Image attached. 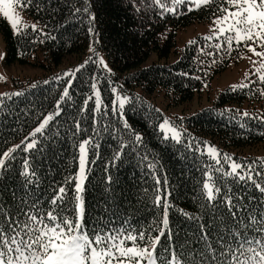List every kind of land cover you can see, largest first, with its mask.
Masks as SVG:
<instances>
[{
  "label": "trees",
  "instance_id": "16d2710c",
  "mask_svg": "<svg viewBox=\"0 0 264 264\" xmlns=\"http://www.w3.org/2000/svg\"><path fill=\"white\" fill-rule=\"evenodd\" d=\"M237 2L208 0L195 7L188 0H110L102 5L99 19L92 24L90 17L75 13L76 8H83L81 0H34L33 7L22 8L36 26L20 28L19 32L12 27L10 31L9 23L0 17L6 62L31 65L39 71L15 90L0 95V158L9 150L16 157L11 170L6 169L0 180V200L17 206L10 192L18 198L23 191L24 177L18 172L23 170L21 161L25 156L41 176L40 187L47 200L51 189L63 184L66 177L75 176L78 144L89 136L100 147L88 146L83 219L86 229L91 232L94 226L110 221L118 227L128 219L134 228L145 231L146 239L155 236L159 234L157 223L163 219L162 205L157 215L154 203L155 196L160 195L162 201L167 199L172 205L166 230L172 237L169 240L162 236L158 242L160 259L165 258L163 250L173 242L183 247V252L173 253L178 261L181 255H190L194 243L202 246L201 224L203 231H211L212 235H216L217 227L220 231L226 228V201L207 200L203 191L205 171L211 173L210 182L221 187L220 195L231 189L228 194L233 197L244 192L254 201L264 200L247 181L245 189L239 187V182L234 183V177H224L217 171V167L228 170L231 161H225L223 155L227 153L232 161L250 163L260 173L253 171V179L264 187V74H252L245 85L221 90L209 106L173 116L172 125L182 132L179 144L169 140L161 147L164 142L158 131L165 119L158 98L166 102V108L192 101L206 83L239 60L248 48L247 42H237L227 33L197 36L178 50V31L209 21ZM0 16L6 18L1 12ZM90 24L93 34L86 31ZM41 40L47 41L37 42ZM99 88L102 99L109 104V115L102 119L97 114V136L92 131L94 97L83 113L79 109L93 94L99 103ZM125 104L130 129H125L119 115L110 111L111 106L119 110ZM43 120L47 123L40 128ZM77 121L83 130L79 133ZM105 127L107 132L103 131ZM130 132L142 134L137 150L148 157L146 161L129 148L135 139ZM32 139L37 140V146L25 153ZM206 144L218 149L219 166L207 155ZM116 151L121 152L118 160L113 159ZM148 163L156 164L159 186ZM67 186L71 190L74 183ZM176 208L189 212L190 218L176 212ZM65 215L74 218L71 204ZM159 227L163 228L162 223Z\"/></svg>",
  "mask_w": 264,
  "mask_h": 264
},
{
  "label": "snow or ice",
  "instance_id": "6c2138e0",
  "mask_svg": "<svg viewBox=\"0 0 264 264\" xmlns=\"http://www.w3.org/2000/svg\"><path fill=\"white\" fill-rule=\"evenodd\" d=\"M19 3L21 7L26 6L25 10H27L33 7L34 0H19ZM81 3L83 8H76L75 13L90 17L94 24L99 19L102 5L110 3V0H81ZM0 17L8 24L6 18ZM8 26L11 31V25L8 24ZM86 31L93 34L94 28L91 24L88 25ZM44 35H47L49 40L55 41L56 39L46 33ZM46 41L37 42L45 43ZM96 91L99 92V103L96 102L95 94L87 96L83 100L85 107L80 108L79 111L83 113L94 97L91 108L92 131L99 136L95 127L97 114H100L102 119L106 118L109 115V104L102 99V90L99 88ZM59 104L60 101L57 105ZM125 106L126 104L122 105L119 110L111 106L110 111L113 115H119L120 120L124 122L125 129H130L131 126L124 115ZM75 127L77 133L83 131L79 121ZM240 127L243 128L244 125L240 124ZM103 131L107 132L108 129L105 127ZM158 131L162 134L164 142L161 147L166 146L169 140L177 144L181 142L182 132L176 129L171 122L165 127L158 125ZM130 135H134L135 139L128 145L129 148L142 161H146L148 157L141 156L137 150L142 141V134L130 132ZM90 144H93L91 136L79 142L78 171L74 177H66L59 187L51 189L49 186L51 194L47 200L41 191V176L34 167H30L27 156L21 161L23 170L19 171L18 175L24 177L23 191L18 198L14 191L10 192L12 202L17 206L13 208L8 200H0V264H158V261L159 264H264V200L254 201L252 197H246L244 192H239L233 197L228 194L231 189H228L224 195H220L221 187L210 182L211 173L208 171L204 172V176L207 177L203 181L204 195L208 201H226L228 214V219L224 221L226 228L224 231H220L217 227L216 235H212L211 231H203V224L199 225L202 246L200 242L194 243L192 249H189L190 255H181L179 261L173 253L183 252V247L176 245L175 242L163 250L165 258L160 259L158 242L161 241L162 236L169 240L172 237V234L166 231L170 226L169 217L172 205L167 199L162 201L160 195H156L154 201L157 205V215L160 214L162 205L163 219L157 223L156 228L159 234L146 239L145 231L134 228L128 219L122 220L118 227L110 221L103 226H94L89 232L83 219L85 182L88 179V146ZM36 146L37 140L32 139L24 148V152L27 153ZM93 147L99 149L100 144L95 143ZM188 147L191 150V143L188 144ZM196 151L199 152L200 149L196 148ZM206 151L207 155L219 166L221 161L218 149L206 144ZM223 155L225 161L231 162L227 164L228 170L217 167V171L221 172L224 177H234V183L239 182V187L245 189L247 185L244 182L247 181L259 191L261 196H264V187L253 179V171L256 170L251 168V164L237 163L232 161L227 153ZM120 156L121 152L116 151L113 159L118 160ZM15 160L13 151L3 152V158H0V180L4 179L6 169L11 170L10 166ZM94 162L92 161V163ZM147 168L152 170L151 175L155 179L156 185L159 186L160 179L154 171L156 164L148 163ZM256 174L260 175L258 171ZM107 180L111 181L112 177L108 176ZM69 182L74 183L71 190L67 186ZM167 183L165 177L164 184L167 185ZM245 200H248L249 203H244ZM69 204L73 206L74 218L65 215ZM217 210L219 211V209ZM176 212L185 218H190V213L182 208H176ZM159 223H162L163 228L159 227ZM151 241H155V243L150 244Z\"/></svg>",
  "mask_w": 264,
  "mask_h": 264
},
{
  "label": "rangeland",
  "instance_id": "374dc122",
  "mask_svg": "<svg viewBox=\"0 0 264 264\" xmlns=\"http://www.w3.org/2000/svg\"><path fill=\"white\" fill-rule=\"evenodd\" d=\"M188 1L193 2L192 6L198 7L208 0ZM0 12L15 32H19L20 28L36 26L35 21L29 18L20 6L19 0H0ZM227 33L232 34L237 42H247V51L239 60L232 61L224 71L206 83L202 90L195 94L192 101L175 108H166V102L161 97L158 98V105L165 113V119L160 127L167 126L173 116L191 113L211 105L212 99L221 90L245 85L252 74L259 76L264 74V0H259V2L258 0H238L233 8L226 9L223 13L212 17L211 20L186 26L178 31L176 48L180 50L188 41L200 35L218 36ZM101 56L102 66L105 67L107 66L105 57L102 53ZM37 72L39 71L31 65L6 62L5 41L0 32V95L15 90L19 83L36 75ZM46 123L43 120L40 128ZM175 128L178 129L176 126Z\"/></svg>",
  "mask_w": 264,
  "mask_h": 264
}]
</instances>
